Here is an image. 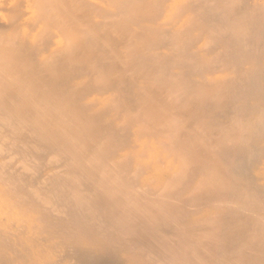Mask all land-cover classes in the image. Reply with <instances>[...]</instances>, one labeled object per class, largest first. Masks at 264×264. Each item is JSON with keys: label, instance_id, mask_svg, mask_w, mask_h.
<instances>
[{"label": "bare ground", "instance_id": "bare-ground-1", "mask_svg": "<svg viewBox=\"0 0 264 264\" xmlns=\"http://www.w3.org/2000/svg\"><path fill=\"white\" fill-rule=\"evenodd\" d=\"M0 264H264V0H0Z\"/></svg>", "mask_w": 264, "mask_h": 264}]
</instances>
